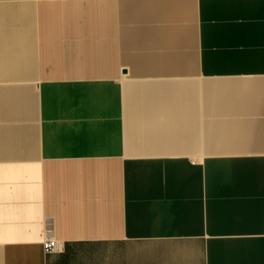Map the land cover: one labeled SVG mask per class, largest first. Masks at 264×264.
<instances>
[{"label": "crops", "instance_id": "crops-1", "mask_svg": "<svg viewBox=\"0 0 264 264\" xmlns=\"http://www.w3.org/2000/svg\"><path fill=\"white\" fill-rule=\"evenodd\" d=\"M0 264H264V0H0Z\"/></svg>", "mask_w": 264, "mask_h": 264}, {"label": "built area", "instance_id": "built-area-1", "mask_svg": "<svg viewBox=\"0 0 264 264\" xmlns=\"http://www.w3.org/2000/svg\"><path fill=\"white\" fill-rule=\"evenodd\" d=\"M44 250L46 251V253H53L56 250H59V243L57 242V240H46L44 242Z\"/></svg>", "mask_w": 264, "mask_h": 264}]
</instances>
